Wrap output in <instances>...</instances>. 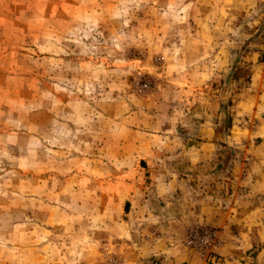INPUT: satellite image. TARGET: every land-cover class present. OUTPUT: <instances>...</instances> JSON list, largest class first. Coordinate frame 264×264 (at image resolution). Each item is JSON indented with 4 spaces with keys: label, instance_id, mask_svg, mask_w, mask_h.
Here are the masks:
<instances>
[{
    "label": "rangeland",
    "instance_id": "374dc122",
    "mask_svg": "<svg viewBox=\"0 0 264 264\" xmlns=\"http://www.w3.org/2000/svg\"><path fill=\"white\" fill-rule=\"evenodd\" d=\"M263 132L264 0H0V264H264L189 214Z\"/></svg>",
    "mask_w": 264,
    "mask_h": 264
},
{
    "label": "crops",
    "instance_id": "0c3cea01",
    "mask_svg": "<svg viewBox=\"0 0 264 264\" xmlns=\"http://www.w3.org/2000/svg\"><path fill=\"white\" fill-rule=\"evenodd\" d=\"M203 140L205 142L194 146L197 154L205 152L204 145L208 142ZM242 140H246L243 155L247 162L236 163L235 160L230 169L233 178L222 182L226 186L223 196L200 192L189 212L194 225L208 224L219 228L222 241L220 252L229 257H238L250 249L255 241H264V230L258 229L261 220H257L259 213L264 211V137L260 142H254L250 137H243ZM218 198L222 200L220 204ZM189 252L180 250L179 255L165 258L163 264H197ZM234 262L243 264L237 258Z\"/></svg>",
    "mask_w": 264,
    "mask_h": 264
},
{
    "label": "built area",
    "instance_id": "2783aa9c",
    "mask_svg": "<svg viewBox=\"0 0 264 264\" xmlns=\"http://www.w3.org/2000/svg\"><path fill=\"white\" fill-rule=\"evenodd\" d=\"M146 86V84L144 85ZM187 245L197 250L201 255L206 253L207 259L217 260L216 249L219 245L217 233L206 228L191 230L187 236Z\"/></svg>",
    "mask_w": 264,
    "mask_h": 264
}]
</instances>
